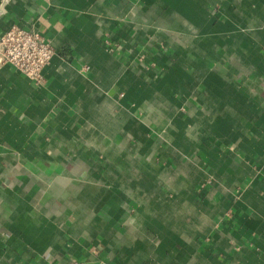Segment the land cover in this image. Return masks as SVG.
<instances>
[{
    "label": "crops",
    "instance_id": "0c3cea01",
    "mask_svg": "<svg viewBox=\"0 0 264 264\" xmlns=\"http://www.w3.org/2000/svg\"><path fill=\"white\" fill-rule=\"evenodd\" d=\"M55 54L0 65V264H264V0H0Z\"/></svg>",
    "mask_w": 264,
    "mask_h": 264
},
{
    "label": "built area",
    "instance_id": "2783aa9c",
    "mask_svg": "<svg viewBox=\"0 0 264 264\" xmlns=\"http://www.w3.org/2000/svg\"><path fill=\"white\" fill-rule=\"evenodd\" d=\"M54 54V48L41 33L19 25L12 26L0 37V65L10 64L38 84L44 82V69Z\"/></svg>",
    "mask_w": 264,
    "mask_h": 264
}]
</instances>
